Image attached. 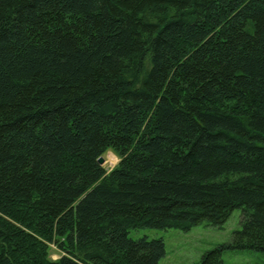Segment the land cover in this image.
Listing matches in <instances>:
<instances>
[{
  "label": "trees",
  "instance_id": "1",
  "mask_svg": "<svg viewBox=\"0 0 264 264\" xmlns=\"http://www.w3.org/2000/svg\"><path fill=\"white\" fill-rule=\"evenodd\" d=\"M235 208L199 264L264 251V0H0V264H159L131 229Z\"/></svg>",
  "mask_w": 264,
  "mask_h": 264
},
{
  "label": "rangeland",
  "instance_id": "2",
  "mask_svg": "<svg viewBox=\"0 0 264 264\" xmlns=\"http://www.w3.org/2000/svg\"><path fill=\"white\" fill-rule=\"evenodd\" d=\"M110 152L112 153L108 151L103 155L105 158L103 166L108 170L114 168L119 162V158L114 153V158L110 159ZM241 220L242 209L235 208L222 227L213 226L208 220H202L189 230L141 227L131 229L130 236L162 238L166 245V255L159 264H199L206 251L218 244L231 241L234 231L241 228ZM50 256L57 259L61 253L52 247ZM223 259L224 264H264V251L228 249L224 251Z\"/></svg>",
  "mask_w": 264,
  "mask_h": 264
},
{
  "label": "water",
  "instance_id": "3",
  "mask_svg": "<svg viewBox=\"0 0 264 264\" xmlns=\"http://www.w3.org/2000/svg\"><path fill=\"white\" fill-rule=\"evenodd\" d=\"M98 162H99L101 165H103V163L105 162V158H104L103 156H100V157L98 158Z\"/></svg>",
  "mask_w": 264,
  "mask_h": 264
},
{
  "label": "bare ground",
  "instance_id": "4",
  "mask_svg": "<svg viewBox=\"0 0 264 264\" xmlns=\"http://www.w3.org/2000/svg\"><path fill=\"white\" fill-rule=\"evenodd\" d=\"M110 153H111V152H110ZM110 153H109V154H110ZM113 155H114V154H113V152H112V153L110 154V159H111V158H114ZM115 158H116V157H115ZM115 161H116V160H115Z\"/></svg>",
  "mask_w": 264,
  "mask_h": 264
}]
</instances>
